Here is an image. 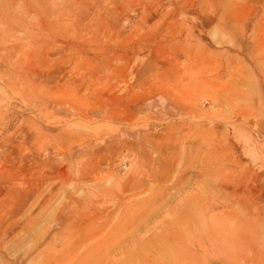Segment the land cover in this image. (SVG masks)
<instances>
[{
    "label": "rangeland",
    "instance_id": "rangeland-1",
    "mask_svg": "<svg viewBox=\"0 0 264 264\" xmlns=\"http://www.w3.org/2000/svg\"><path fill=\"white\" fill-rule=\"evenodd\" d=\"M2 16L33 44L22 27L0 44L24 69L0 83V264L48 244L76 245L61 264H138L158 239L162 264H264V0H0Z\"/></svg>",
    "mask_w": 264,
    "mask_h": 264
},
{
    "label": "bare ground",
    "instance_id": "bare-ground-1",
    "mask_svg": "<svg viewBox=\"0 0 264 264\" xmlns=\"http://www.w3.org/2000/svg\"><path fill=\"white\" fill-rule=\"evenodd\" d=\"M31 12H32L31 4H29L28 7H27V10H26V13L29 14ZM3 16H2V19H0V37L2 35H7V36L1 37L0 44L5 43L7 40L10 41V39H12L15 36V34H17L20 31L23 32L24 30H25L24 32L25 33L27 32V35H28V37H26L27 42L29 44H31V45L33 44V38H32L33 36H32L31 31H30L31 24L27 23L24 27H22L20 25V24H22V21L19 20L18 18H14V17H12V18L11 17H3ZM3 26H4V28H3ZM21 27L24 28V30L23 29H20ZM5 31H7V33H5ZM18 42L19 41L16 40V43H14L15 44V47L11 51L9 50V52H4V54H3V52L0 49V51L2 52V53H0V83H3V85L6 87V89L7 88L8 89H11L12 92H15L17 90V88L20 86V82H21V79H22L20 73H21V70H24L23 69V66H21V59L22 58H21V53L18 50V47H19V46H17L18 45ZM0 91H2L1 87H0ZM9 125H10V123H9ZM11 155H13L12 160L14 161L15 151L8 153L6 155V158L5 159L6 160H9V158L11 157ZM7 172H11V171H7ZM8 175H9V173H6V171H0V176L1 177L2 176L5 177V176H8ZM135 184H137V183H135ZM135 184H133V185L136 186ZM134 186H132V187L134 188ZM253 190H255V189H253ZM141 217H142V215H141ZM135 219H137V218H135ZM123 229H124V227H123ZM103 243L105 244V242H103ZM150 243H151L153 249H150L148 251V253H147V256H145L146 259L143 260L142 262H141V260H139V263L141 262L140 264H162L161 263L162 259L160 261V259H158L157 257H154V256L163 255V252H162L163 249L162 248L167 249L168 244L166 245L165 242L162 241L161 239L160 240L158 239V241L152 240ZM101 245L102 244L100 243L98 246H101ZM76 248L77 247L74 244H69V245L63 244L59 248L55 244H51V245L48 244L44 249L36 252V256L37 257L36 256L35 257L33 256L32 259L33 260H35L36 258L38 259V255L40 256L42 252H44V254H45V250L46 251L48 250V251L54 252L53 257H51L49 260L45 261L44 263L43 262L40 263L37 259L35 260V262L36 261L39 262L37 264H42V263L43 264H61V262L66 257V255L71 250L76 249ZM143 249H145V248L143 247ZM92 250L93 251L92 252L90 251V252L93 254L94 251H96V249H92ZM174 251H175V253L177 252V250H175V249H174ZM46 254H48V253H46ZM149 254H153V255L150 256ZM86 256H91V254L87 253ZM95 259L96 258H94L93 256L91 258L90 257L88 258V257L83 256V258L82 257L78 258V261L75 262V263H73V264H95V262L97 261V260L95 261ZM40 261H42V258H41ZM29 263H30V261H29ZM34 263L32 262L31 264H34ZM98 264H103V263L100 262Z\"/></svg>",
    "mask_w": 264,
    "mask_h": 264
}]
</instances>
